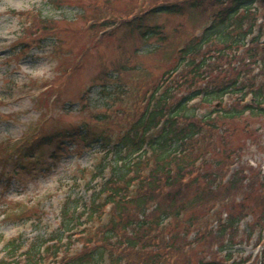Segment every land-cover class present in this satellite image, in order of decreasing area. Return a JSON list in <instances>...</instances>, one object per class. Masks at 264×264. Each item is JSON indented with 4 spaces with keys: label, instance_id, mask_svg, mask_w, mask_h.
I'll return each instance as SVG.
<instances>
[{
    "label": "trees",
    "instance_id": "obj_1",
    "mask_svg": "<svg viewBox=\"0 0 264 264\" xmlns=\"http://www.w3.org/2000/svg\"><path fill=\"white\" fill-rule=\"evenodd\" d=\"M261 9L264 0H172L140 15L134 10L129 20H114L109 27H131L164 42L163 28L145 22L150 14L211 12L213 21L179 50L176 65L125 123L118 118L125 112L117 113L119 123L110 131L106 126L112 120L99 114V126L50 136L99 145L100 158L85 169L83 186L92 196L68 195L59 212L60 228L47 236L6 239L0 234V264H230L229 252L218 258L228 242H237L244 220L259 216L242 241L262 233L264 177L243 164L250 146L232 144L237 135L257 142L251 128L231 129L224 122L246 114L264 118V74L256 73L257 67L264 71ZM125 96L113 99L123 108ZM227 97L234 99L225 110L215 105L200 113L194 104L197 99L222 103ZM50 139L40 138L22 156L38 158L35 146L43 150ZM200 244L210 248L195 252ZM192 253L199 257L193 260ZM258 264H264V250Z\"/></svg>",
    "mask_w": 264,
    "mask_h": 264
},
{
    "label": "rangeland",
    "instance_id": "obj_2",
    "mask_svg": "<svg viewBox=\"0 0 264 264\" xmlns=\"http://www.w3.org/2000/svg\"><path fill=\"white\" fill-rule=\"evenodd\" d=\"M170 1L0 0V234L11 238L21 233L26 239L47 236L60 228L59 212L68 195L92 196L83 186L85 169L94 168L100 158L99 145L88 147L50 136L68 137L67 132L84 125L99 126L95 120L99 114L112 120L106 126L112 131L119 123L117 113L125 112L118 117L125 123L134 108L143 106L148 92L176 65L178 49L203 32L210 15L150 14L145 22L162 27L168 37L165 42L145 38L131 27L109 26L121 17L129 19L134 10L140 15ZM124 93L126 108L113 99ZM216 103L201 101L197 107L205 113ZM224 122L231 129H252L257 143H246L248 136L237 135L232 144H239V149L242 144L250 146L243 152L245 162L264 176V118L246 115ZM42 137L51 143L43 150L35 146L40 156L21 158ZM258 217L256 213L241 223L237 242H228L218 259L229 252L238 263L251 258L249 264H258L260 232L251 242L241 240L243 231L257 226ZM175 226L173 222L172 231ZM208 248L200 244L195 252Z\"/></svg>",
    "mask_w": 264,
    "mask_h": 264
}]
</instances>
